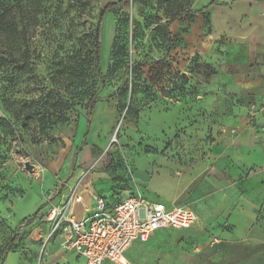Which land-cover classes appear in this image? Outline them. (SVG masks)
Instances as JSON below:
<instances>
[{"label":"rangeland","instance_id":"374dc122","mask_svg":"<svg viewBox=\"0 0 264 264\" xmlns=\"http://www.w3.org/2000/svg\"><path fill=\"white\" fill-rule=\"evenodd\" d=\"M118 1L0 0V264L77 262L39 217L60 191L194 202L225 145H247L255 177L248 193L205 188L234 199L226 221L160 231L126 256L264 264V0H125L102 19L97 68L100 11Z\"/></svg>","mask_w":264,"mask_h":264},{"label":"built area","instance_id":"2783aa9c","mask_svg":"<svg viewBox=\"0 0 264 264\" xmlns=\"http://www.w3.org/2000/svg\"><path fill=\"white\" fill-rule=\"evenodd\" d=\"M58 196L48 199L39 214L49 225L47 241L55 240L61 251L82 256L85 264H133L125 252L135 242H146L161 229H191L199 221L187 205L151 200L140 193L114 199L91 193L87 199L85 191L74 186Z\"/></svg>","mask_w":264,"mask_h":264},{"label":"crops","instance_id":"0c3cea01","mask_svg":"<svg viewBox=\"0 0 264 264\" xmlns=\"http://www.w3.org/2000/svg\"><path fill=\"white\" fill-rule=\"evenodd\" d=\"M230 80L231 81H229V84H228V88L230 92H233L238 95H245L250 92L251 87L249 85L241 81H237L235 78H230ZM225 146H226L224 147L225 152L227 151L228 153H223L220 155L218 164H216V166L212 168V173L210 177H208V179L207 178L204 179L203 184L200 187L201 189L198 192L200 195L196 198V200H194V202H190L186 199V202L188 203L190 202L191 204L195 205V209L192 206H190L188 203H180L177 201V199H170V198H174L172 197V195H168L167 198L158 197L159 200L158 199H151V200L161 201V199H164L166 203L168 204L178 203L182 205H187L196 212L199 219H201L203 222L205 221L208 222L210 220L211 222L216 220L215 223L226 221V218H228L229 215L233 212L234 199L233 198H230V200L226 199L223 202V204L216 205L215 196L213 197L212 195L207 196L206 192L208 191H205V188H209L211 190V192L209 193L211 194L213 193L215 195H217L218 193H221L223 190H226V189L230 190L232 188L234 192L238 190L237 188H244V190L247 191L248 193L250 185H252L253 181L255 180V177L254 176L249 177L248 179L245 175V169L247 167L243 166L242 164L243 162H245L246 166H252V162H254V159L250 157V150L247 147V145H244L239 150H237V146L236 147L235 146L228 147V145H225ZM90 195H91L90 192L85 191V197L87 199H90ZM120 196H123V195H120ZM145 196L148 197L147 195ZM116 197H119V196H114L112 197V199ZM167 230H175V231L180 232V231H187L190 229H187V230L161 229L153 233L151 237L149 238V240L152 237H155L158 234V232L167 231ZM146 242L137 241L131 247H129L127 251L133 248L134 246H136V243L140 244V243H146ZM56 244L58 245V243ZM127 251L125 252V256H126ZM66 253L72 254L76 258L77 262L75 264H85V259L82 256L78 255L77 253L72 252V251H69ZM126 258L130 262H132L127 256ZM105 264H115V263L106 261Z\"/></svg>","mask_w":264,"mask_h":264},{"label":"trees","instance_id":"16d2710c","mask_svg":"<svg viewBox=\"0 0 264 264\" xmlns=\"http://www.w3.org/2000/svg\"><path fill=\"white\" fill-rule=\"evenodd\" d=\"M124 1L125 0H119L118 2L108 3L100 11V16H99V20H98V24H97V28H96V34H95V48H96L95 60H96L97 68L99 67L100 62H101L100 54H101V43H102V35H101L102 19L108 11L114 10V8L118 4L123 3ZM215 4H218L217 0H213L212 5H215ZM207 8H208V6H205L204 8L197 10V11H194V12H196V13L201 12L202 10H206ZM190 12H193V11H190ZM4 54H5L4 51H2L0 49V55L5 56ZM8 59H9L10 63L14 64L17 68H23V65H21V63L19 61L13 59L11 55L8 56ZM96 104H97V99L94 96H91L88 103H87V121H88L87 130H89V128H90V123H91L90 116H91L92 111L95 108ZM38 214H39V210L34 215H32V217L30 219L20 222L19 225L17 226V228L15 229L14 238H16V236L19 234V231L21 230V228L24 227L25 225H27L32 220H34L38 216Z\"/></svg>","mask_w":264,"mask_h":264},{"label":"water","instance_id":"95a60500","mask_svg":"<svg viewBox=\"0 0 264 264\" xmlns=\"http://www.w3.org/2000/svg\"><path fill=\"white\" fill-rule=\"evenodd\" d=\"M25 166L29 168L30 170H33L34 166L31 165L29 162H26Z\"/></svg>","mask_w":264,"mask_h":264}]
</instances>
